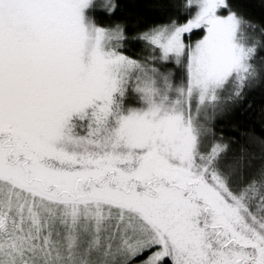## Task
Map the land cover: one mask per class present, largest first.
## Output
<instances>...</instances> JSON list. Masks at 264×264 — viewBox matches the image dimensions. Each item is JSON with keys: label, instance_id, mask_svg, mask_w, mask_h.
<instances>
[{"label": "snow or ice", "instance_id": "6c2138e0", "mask_svg": "<svg viewBox=\"0 0 264 264\" xmlns=\"http://www.w3.org/2000/svg\"><path fill=\"white\" fill-rule=\"evenodd\" d=\"M0 264H264V0H0Z\"/></svg>", "mask_w": 264, "mask_h": 264}]
</instances>
